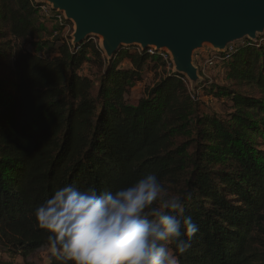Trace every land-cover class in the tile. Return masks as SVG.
I'll use <instances>...</instances> for the list:
<instances>
[{
  "label": "trees",
  "instance_id": "1",
  "mask_svg": "<svg viewBox=\"0 0 264 264\" xmlns=\"http://www.w3.org/2000/svg\"><path fill=\"white\" fill-rule=\"evenodd\" d=\"M41 24L33 0H0V246L22 264H61L34 209L67 184L115 191L153 172L198 226L179 264H264V36L220 55L235 88L192 92L158 55L121 49L107 62L92 40L39 44ZM200 92L231 113L200 112Z\"/></svg>",
  "mask_w": 264,
  "mask_h": 264
},
{
  "label": "clouds",
  "instance_id": "2",
  "mask_svg": "<svg viewBox=\"0 0 264 264\" xmlns=\"http://www.w3.org/2000/svg\"><path fill=\"white\" fill-rule=\"evenodd\" d=\"M182 210V198L149 172L115 191L67 184L33 215L61 264H179L198 232Z\"/></svg>",
  "mask_w": 264,
  "mask_h": 264
},
{
  "label": "water",
  "instance_id": "3",
  "mask_svg": "<svg viewBox=\"0 0 264 264\" xmlns=\"http://www.w3.org/2000/svg\"><path fill=\"white\" fill-rule=\"evenodd\" d=\"M72 25L76 47L99 38L110 62L122 48L154 50L169 57L171 72L190 91L203 83L195 58L220 55L264 36V0H33Z\"/></svg>",
  "mask_w": 264,
  "mask_h": 264
},
{
  "label": "rangeland",
  "instance_id": "4",
  "mask_svg": "<svg viewBox=\"0 0 264 264\" xmlns=\"http://www.w3.org/2000/svg\"><path fill=\"white\" fill-rule=\"evenodd\" d=\"M41 26L44 31L40 37L39 44H42L44 42L50 43L53 42L55 39L67 40L68 36H70L72 33V25L70 23H68L67 26L65 27H59L58 23H56V21H54L53 19L43 21ZM89 40H92L95 44H97V46H99V41H100L99 38L92 36L89 38ZM122 49H129L131 52L134 50V48H130V47H126ZM47 52H48L47 49L44 47L40 55L45 56ZM197 57L195 58V63L198 61ZM163 73L164 70L161 68L158 69L157 72L154 71L144 72V74L142 75L143 77L142 81L139 83H135L126 94L125 96L126 102L130 105H135L143 97V93L145 89L155 84L160 79V77L163 76ZM208 73L210 74L209 78L211 82H213L214 87L216 86V88H229V89L235 88V86L232 83L226 80L225 73L222 67L216 65L215 67L210 69ZM84 74L92 76V78L95 81L98 80V75L96 69L94 68L87 66L84 67ZM196 99L200 103L199 106L200 112L204 114H210V115L215 114L218 115L219 117L224 118L231 113L230 103L228 102V99L225 97L214 98L213 96H206L200 92L198 98ZM35 261L36 263H46V256L44 254H40L37 256V259ZM0 262L4 264H22V260L18 255L6 251V249H4L1 246H0Z\"/></svg>",
  "mask_w": 264,
  "mask_h": 264
},
{
  "label": "built area",
  "instance_id": "5",
  "mask_svg": "<svg viewBox=\"0 0 264 264\" xmlns=\"http://www.w3.org/2000/svg\"><path fill=\"white\" fill-rule=\"evenodd\" d=\"M36 5V4H35ZM38 7V16L40 20L43 22L45 20H50L53 19L58 23L59 27H65L66 25L64 24V19L62 15L53 12L48 6H37ZM233 49V48H232ZM232 49H230L228 52H230ZM137 53L141 54L143 53L140 49L136 48ZM146 54L150 56L158 55L163 59L164 62L167 64V70L171 69V64L169 62V57L164 54V53H157L154 50H146ZM227 52V53H228ZM225 53V54H227ZM224 55V54H223ZM197 67L199 69V74L203 78V83L202 85L207 82L211 83V80L209 78L210 74L208 71L215 67L219 61H220V54L214 53V52H208L205 54H201L197 57ZM199 62V63H198ZM184 82L187 84L186 80L183 78ZM201 85V86H202ZM187 88L189 89V86L187 84ZM190 90V89H189ZM193 98V97H192Z\"/></svg>",
  "mask_w": 264,
  "mask_h": 264
}]
</instances>
